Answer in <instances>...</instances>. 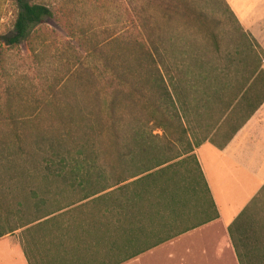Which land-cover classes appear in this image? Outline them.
Instances as JSON below:
<instances>
[{
    "label": "rangeland",
    "instance_id": "374dc122",
    "mask_svg": "<svg viewBox=\"0 0 264 264\" xmlns=\"http://www.w3.org/2000/svg\"><path fill=\"white\" fill-rule=\"evenodd\" d=\"M33 1L49 3L55 14L33 36L37 54L27 42L19 47H9L0 40L2 227L17 221L13 215L6 219L7 212L20 210L24 219L38 214L35 202L39 197L33 195L32 189L44 186L42 181L52 177L49 168L57 167L70 148L67 136L69 96L77 92L83 111L95 109L93 105L102 86L98 81L85 82V76L103 71L102 55L106 53L112 58L113 52L125 48L129 80L149 97L153 94L150 95L151 86L144 77L152 59L144 54L145 43L151 44L160 67L170 71L176 81L183 82H196L203 77L201 73L211 68L230 67V63L231 67H236L237 62L248 54V37L240 29L227 0ZM18 11L17 0H0V37L13 30ZM125 49L121 51L123 58ZM118 102L124 115V143L135 130L153 131L158 135L157 152L167 151L174 156L197 144L205 135L198 126L189 127L192 140H181L178 127L164 135L161 129L154 127L142 105L134 103L128 96H121ZM159 102L161 110L167 112L166 102L162 98ZM76 129L81 141L84 138L82 131ZM90 133V140L88 137L87 141L83 139L86 148L82 157H91L99 165L109 167V171L113 170L111 160L105 157L113 137L108 136L109 131L101 135L95 129ZM189 141L192 143L188 144ZM188 155L175 159L182 161L179 171L188 174L192 170L197 175L196 161L186 158ZM171 209L168 215L171 221L184 217L189 224L214 214L209 197L200 188L182 195ZM254 214L255 220L249 225L246 241L257 255L264 251V191ZM23 230H16V235L22 238ZM213 239L211 236L207 241ZM207 249H210L208 253L196 249L190 253L187 244L166 243L125 264H240L235 248L237 258L230 250L219 257L214 244L207 243ZM249 259V263L257 262L254 258Z\"/></svg>",
    "mask_w": 264,
    "mask_h": 264
},
{
    "label": "trees",
    "instance_id": "16d2710c",
    "mask_svg": "<svg viewBox=\"0 0 264 264\" xmlns=\"http://www.w3.org/2000/svg\"><path fill=\"white\" fill-rule=\"evenodd\" d=\"M17 4L19 11L14 28L0 40L9 47L27 42L37 54L33 36L42 24L55 16L54 11L49 3L17 0ZM144 46V54L152 59L144 78L153 95L145 97L142 88L130 82L125 48L124 58L121 52L124 49L113 52L112 58L106 53L102 55L103 71L85 76V82L98 81L102 86L93 105L95 109L83 111L79 94L73 92L69 96L70 148L57 167L49 168L52 177L42 181L44 186L32 189L33 195L39 197L35 202L38 214L24 219L20 210L7 212L6 219L13 215L16 223L2 227L0 222V237L25 228L26 243H32L38 250V259H31V264H125L219 217L213 203L214 214L196 223L189 224L184 217L169 219L171 205L176 206L181 196L192 189L197 192L200 188L208 197L210 195L195 155L186 158L195 159L197 175L192 170L188 174L180 173L178 166L182 161H175L190 154L193 145L174 156L167 151L158 153V135L144 130H135L128 142H123L124 115L118 102L121 96L142 105L154 127L161 129L164 135L178 127L181 140L189 138L188 127L176 106L175 93L183 85L200 82L176 81L170 71L160 67L151 44ZM206 77H202L203 83ZM159 96L166 102L167 112L161 110ZM76 128H80L86 141V137L91 138L90 131L96 129L101 135L109 131L108 136L113 137V141L105 157L111 160L113 170L109 171V167L99 165L91 157H82L86 145L83 139L80 141ZM42 189H45L43 194ZM263 191L264 188L229 227L240 264H264V251L255 255L246 241ZM249 258L257 262L249 263Z\"/></svg>",
    "mask_w": 264,
    "mask_h": 264
},
{
    "label": "crops",
    "instance_id": "0c3cea01",
    "mask_svg": "<svg viewBox=\"0 0 264 264\" xmlns=\"http://www.w3.org/2000/svg\"><path fill=\"white\" fill-rule=\"evenodd\" d=\"M227 4L248 37V54L236 67L206 70L205 83L199 78L175 93L189 139V127L205 133L189 155L200 164L219 217L166 242L187 244L190 253H208L207 243L214 244L219 257L229 250L236 256L229 227L264 188V0ZM15 231L0 237V264L37 261L36 246Z\"/></svg>",
    "mask_w": 264,
    "mask_h": 264
}]
</instances>
